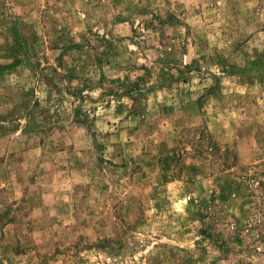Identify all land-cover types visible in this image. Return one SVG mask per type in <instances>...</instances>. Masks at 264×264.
<instances>
[{
	"label": "rangeland",
	"instance_id": "obj_1",
	"mask_svg": "<svg viewBox=\"0 0 264 264\" xmlns=\"http://www.w3.org/2000/svg\"><path fill=\"white\" fill-rule=\"evenodd\" d=\"M0 264H264V0H0Z\"/></svg>",
	"mask_w": 264,
	"mask_h": 264
}]
</instances>
